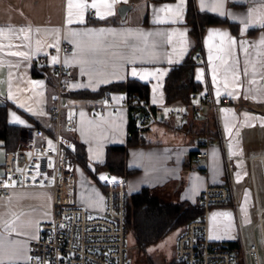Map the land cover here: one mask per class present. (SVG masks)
<instances>
[{
	"label": "crops",
	"instance_id": "crops-1",
	"mask_svg": "<svg viewBox=\"0 0 264 264\" xmlns=\"http://www.w3.org/2000/svg\"><path fill=\"white\" fill-rule=\"evenodd\" d=\"M78 2L73 0V4ZM193 2L197 11L226 20L209 24L200 45L187 22L188 0L180 5V16L175 14L179 0H119L112 15H106L105 0H97L96 8L84 10L83 23L73 8L71 24L66 23L68 0H0V105L8 103L7 121L21 129L17 147L26 146L33 139L40 140L33 135L35 128L52 126L49 110L55 75L51 65L63 61L69 67L66 99L70 102L106 103L104 97L82 92L134 78L148 83L151 104H162L170 70L200 50L205 62L193 57L194 81L200 89L232 100L222 108L220 118L227 148L213 143L208 157L195 156L207 134L218 135L214 119L207 123L191 116L159 118L141 133L148 144L129 147L127 164L136 171L125 179V185L129 194L148 186L165 201L194 203L206 185L232 182L234 195L208 208V233L212 241L239 240L241 247V243L258 241L257 207H264V0H223L222 6L218 0ZM62 43L74 50L61 55ZM39 58L47 63L44 75L33 73ZM107 97L109 103L120 106L104 108L100 114L93 108H78L74 114L71 136L75 145L85 146L92 170L104 162L107 146L124 144L128 138L131 110L121 105L125 93L113 91ZM157 123L159 129L147 137L146 132ZM5 151L0 139V176ZM226 153L232 157L230 165ZM78 166L84 171L76 199L99 213L105 205L104 189L89 180L85 166ZM106 173L96 175L100 179ZM51 218L49 190L14 188L8 195L0 194V261L25 263L30 241L41 236V224Z\"/></svg>",
	"mask_w": 264,
	"mask_h": 264
},
{
	"label": "built area",
	"instance_id": "built-area-1",
	"mask_svg": "<svg viewBox=\"0 0 264 264\" xmlns=\"http://www.w3.org/2000/svg\"><path fill=\"white\" fill-rule=\"evenodd\" d=\"M74 47L62 43L61 55L70 53ZM204 63L205 57L196 50L193 54ZM37 63L46 67L44 58ZM55 75L53 103L49 110L52 119L50 130L37 127L33 131L35 139L26 146L5 151L3 174L0 176V194L8 195L14 188H41L52 194V218L41 224L42 234L30 241L29 256L25 263L6 264H136L128 253L126 220V199L128 191L125 179L106 171L105 205L101 212L94 214L76 199L78 166L74 156L75 141L71 136L75 128V110L78 108L116 109L119 104L82 103L76 104L66 99L71 74L63 62L51 65ZM232 103L230 97H217L209 89L193 92L190 100L151 104L138 95L126 98L121 105L131 110L137 119L140 133L159 118L169 117L183 120L191 116L197 120L214 119L218 123V135L207 134L199 144L196 157H208L213 143L226 147V139L220 124L221 111ZM143 114L138 121V113ZM142 135V134H141ZM131 136V133L128 134ZM263 159L264 157L261 156ZM232 157L226 153L231 164ZM35 177V180L32 178ZM15 181V186H11ZM9 185L5 187L4 185ZM234 195V184L206 185L197 202L204 204L202 217L190 221L178 237L175 259L187 264H264V207L258 205V225L261 228L262 250L255 239L250 244L241 243L238 251L221 248L218 242L209 238L208 208L211 204L226 202Z\"/></svg>",
	"mask_w": 264,
	"mask_h": 264
},
{
	"label": "trees",
	"instance_id": "trees-1",
	"mask_svg": "<svg viewBox=\"0 0 264 264\" xmlns=\"http://www.w3.org/2000/svg\"><path fill=\"white\" fill-rule=\"evenodd\" d=\"M186 17L190 25V33L196 39L197 45L201 44L204 30L209 24L226 21L215 15L197 11L193 0H188ZM194 52L192 51L193 54ZM194 65L195 61L190 53L184 62L170 70L164 86L166 102L190 100L193 92L200 89L201 86L192 77ZM33 73L35 75H44L46 68L39 66L36 61L33 65ZM52 83L53 85L55 84V79ZM113 91H122L125 93V97L130 99L138 95L141 100L149 102L150 88L148 83L134 78L104 85L90 93L84 91L82 94L86 93L97 98H103L110 96ZM8 106V103L0 105V139L3 140L6 150L17 147L21 132L19 126L8 123ZM50 129L51 126L47 128V130ZM129 133H131V136H128L124 144L107 146L105 160L102 163H97L95 170L90 169L87 165L85 146L82 143H76L74 156L77 163L85 166L90 175L97 180L103 189L105 187L96 175L98 171H108L114 175L122 176L124 179L136 171L128 167V149L131 146L148 144V142L138 130L137 119L133 118L131 113L128 121ZM204 212V204L200 202L165 201L160 196L152 193L150 187L143 186L140 190L127 196L125 224L127 231H131L134 235L137 250L140 253H145L151 244L178 227H182L184 230L190 221L202 217ZM218 243L221 248L229 249L233 252L240 249L239 240L221 241ZM147 260L148 264H154L152 258L148 257ZM169 264L187 263L174 258Z\"/></svg>",
	"mask_w": 264,
	"mask_h": 264
},
{
	"label": "rangeland",
	"instance_id": "rangeland-1",
	"mask_svg": "<svg viewBox=\"0 0 264 264\" xmlns=\"http://www.w3.org/2000/svg\"><path fill=\"white\" fill-rule=\"evenodd\" d=\"M102 110L94 109V111L97 112L98 114H100V111ZM159 126H161L159 123L154 124L152 126V129L146 132V136L148 137L150 136L151 133H155L157 128L159 129ZM82 170L84 171V169L81 166H77L76 176H77V186H79V190H78L79 193L82 190V186L80 185ZM88 178L91 182L96 183V184L98 183L97 180L90 175V173L88 175ZM79 193H78V197H79ZM79 204L85 206L81 202H79ZM94 214H97V213H94ZM254 222L255 221H253V223ZM182 231H183L182 227H178L172 230L165 237L151 244L148 247V251L145 253H140L137 250L134 235L131 231H128L127 232L128 253L135 260L136 264H148V260H147L148 257L152 258L154 264H169V262L172 259H174L177 254L178 237L182 233ZM249 233L252 236V225L249 227ZM257 235H258V243L262 250L261 231L259 227L257 228ZM262 255H264L263 251H262Z\"/></svg>",
	"mask_w": 264,
	"mask_h": 264
},
{
	"label": "snow or ice",
	"instance_id": "snow-or-ice-1",
	"mask_svg": "<svg viewBox=\"0 0 264 264\" xmlns=\"http://www.w3.org/2000/svg\"><path fill=\"white\" fill-rule=\"evenodd\" d=\"M119 2V0H105V8H106V15H112L113 14V7L114 5ZM219 5L222 6L223 4V0H218ZM184 0H179V5L176 7L175 10V14L177 16L181 15L182 12V8L180 7V5H183ZM89 7L91 8H96L97 7V0H92L91 4L88 3V0H79L78 3L73 4V0H68V9H69V13H68V17L66 18V23L67 24H71L74 22L73 20V12L72 9L75 8L77 9L76 15L79 17V22L83 23L84 22V16H83V12L84 10L88 9ZM99 14V13H98ZM223 14V13H222ZM100 18H104V16H101ZM221 35L227 36V33H221ZM55 62V60H54ZM134 76L137 74L135 70H133L132 73ZM246 74V73H245ZM160 75H163V73H160ZM199 78V77H198ZM219 95V93H218ZM114 99H123V97H114ZM155 103V100L153 101ZM226 111V110H225ZM16 122L18 123H23V121H20L18 118H16ZM33 180H35V177L32 178ZM101 180H105L106 177L101 176L100 177ZM15 181L12 182L11 186H15ZM5 187H8L9 185L5 184ZM224 215H228L227 213H225ZM212 237H210L211 239ZM0 264H3V261H0Z\"/></svg>",
	"mask_w": 264,
	"mask_h": 264
},
{
	"label": "water",
	"instance_id": "water-1",
	"mask_svg": "<svg viewBox=\"0 0 264 264\" xmlns=\"http://www.w3.org/2000/svg\"><path fill=\"white\" fill-rule=\"evenodd\" d=\"M126 7L125 6H123L121 9L123 10V9H125ZM142 114H143V112L142 111H140L139 113H138V116H139V118H138V121H139V119H140V117L142 116Z\"/></svg>",
	"mask_w": 264,
	"mask_h": 264
},
{
	"label": "bare ground",
	"instance_id": "bare-ground-1",
	"mask_svg": "<svg viewBox=\"0 0 264 264\" xmlns=\"http://www.w3.org/2000/svg\"><path fill=\"white\" fill-rule=\"evenodd\" d=\"M198 13V12H197ZM195 53V52H194Z\"/></svg>",
	"mask_w": 264,
	"mask_h": 264
}]
</instances>
